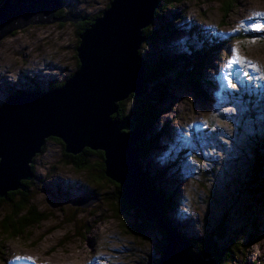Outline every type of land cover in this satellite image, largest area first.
<instances>
[{
    "label": "rangeland",
    "instance_id": "rangeland-1",
    "mask_svg": "<svg viewBox=\"0 0 264 264\" xmlns=\"http://www.w3.org/2000/svg\"><path fill=\"white\" fill-rule=\"evenodd\" d=\"M109 2L62 0L57 12L91 17ZM225 2L184 0L153 19L157 37L139 48L148 60L187 52L198 36L229 41L209 53L201 68L200 96L183 78H171L175 86L160 115L147 124L149 148L141 162L155 186L171 197L164 213L173 227L194 238L217 222L240 239L258 233L259 242L239 252L237 263L264 264V207L244 187L255 162V140L264 131V0H237L223 18ZM80 22L31 24L0 39V104L12 91L45 90L73 73ZM233 57L238 60L229 67ZM65 154L53 138L34 156V175L23 188L43 219L16 237L0 232V264H153L160 233L127 231L128 223L139 222L137 211L125 220L124 213L114 212L117 190L102 176L101 159L86 157L88 167L79 168ZM83 198L93 201L75 204ZM10 210L0 205V219Z\"/></svg>",
    "mask_w": 264,
    "mask_h": 264
},
{
    "label": "water",
    "instance_id": "water-1",
    "mask_svg": "<svg viewBox=\"0 0 264 264\" xmlns=\"http://www.w3.org/2000/svg\"><path fill=\"white\" fill-rule=\"evenodd\" d=\"M158 2L110 0L79 34L78 66L61 86L23 90L0 104V198L23 189L22 181L33 177L32 160L50 137L59 138L67 154H79L84 148L101 150L105 175L121 185L120 196L143 208L147 220L168 232L158 264H216L163 223V197L136 162L140 131L132 118L112 117L117 102L131 93L137 97L145 93V66L138 50ZM62 4V0H3L0 39L31 24L76 23L86 18L71 11L57 16ZM87 199L75 204L87 206L93 198Z\"/></svg>",
    "mask_w": 264,
    "mask_h": 264
},
{
    "label": "trees",
    "instance_id": "trees-1",
    "mask_svg": "<svg viewBox=\"0 0 264 264\" xmlns=\"http://www.w3.org/2000/svg\"><path fill=\"white\" fill-rule=\"evenodd\" d=\"M2 1L3 0H1V3ZM183 1L184 0H159L158 6L154 13V18L161 19V15L159 14L160 12L171 9L176 4ZM236 1L237 0H226L225 7L222 8L223 18H225V16L231 11L232 6L236 3ZM101 14L102 12L91 17L87 16L85 20L81 21L78 24V36L93 22L95 17H98ZM176 15L177 13H174L173 19L177 17ZM166 25L171 30L170 24L168 23ZM159 28H163L162 24L161 26L159 25ZM156 33L157 29H153L152 24L144 28L143 35L145 36V40L143 45L153 42L157 37ZM198 41L199 42L197 45H190V49H187V52H179L174 56L169 57L160 55L155 57L153 60H148L146 58L147 55L141 50H138V53L142 57L145 66V93L141 97H137L131 93L125 99L117 102L118 108L112 117L121 119L125 116H128L134 120V128L140 131V138L138 141L139 153L136 162L140 167V170L143 171L146 178L149 180L150 184L163 197V207L160 216L166 227L170 231L179 234L180 237L191 241L195 249L205 259L213 258L216 261V264H238L237 260L239 252L242 253L244 250L259 242L260 236H258V233L252 232L248 234L247 238L240 239V237L228 234L223 222H217L212 229L207 230L201 237L194 238L185 236L176 227H173L172 224L169 223L170 221L166 215V212L164 213V211L168 210L170 207L169 204L171 203V197H167L162 189L155 186V182L153 181L154 178L148 174L147 169L141 162L144 152L149 148L146 137V132L149 129L148 125L152 122L155 123L156 118L160 115L161 105L166 103L164 100L168 98L167 93H171L169 91L173 90L175 86L171 78L175 79L176 81H179V78H183L192 86L197 96L203 94L200 93L198 84V81L201 77V68L209 58V53L216 52L219 49L224 48L229 39L216 40V38L210 37V39H207L206 36H198ZM76 65L78 66V61ZM169 73L173 75L171 76ZM168 76L171 77L168 78ZM64 81L65 80L56 84L53 82L48 90L61 86ZM39 88L40 87H35L32 90ZM20 91L23 90L12 91L11 94ZM126 102H129V104L126 105ZM164 129H166L164 125L160 126L156 133L158 134L159 132L164 131ZM55 139L63 145L59 138ZM255 141V162L251 173L246 179L244 187L247 188L246 191L253 199V203H255L257 206L264 207V131L262 136ZM41 151H43V147ZM65 155H68V157L72 158L73 161L78 164L79 168H87L89 164L86 161V157L95 155L101 159L100 169L102 176H104L105 165L102 151L84 148L79 154ZM31 169L34 171L32 164ZM108 180L114 183L117 190L116 193H114L115 201L112 202V208L114 212H117L118 214L124 213L126 215H124L125 220L127 217H129V212L137 211L133 216L138 218L139 222L128 223L129 227L127 231L131 234L141 236L145 235L146 231L151 229H154V231L160 233L159 241H157L155 245L158 256L153 261V264H158V260L162 256V248L167 244L168 232L158 223L147 220L143 208L133 207L127 202L125 198L121 197V185L119 183L111 180L110 178ZM27 182L28 180L22 181L25 187L27 186ZM17 195H20V197L16 198ZM3 203L8 204L11 210L7 214H4L0 219V232L7 234L9 237H16L22 234L30 226L40 222L43 219L42 214L38 212L37 208L33 204L30 203V198H28L24 193V188L15 191H9L5 198H0V205Z\"/></svg>",
    "mask_w": 264,
    "mask_h": 264
},
{
    "label": "snow or ice",
    "instance_id": "snow-or-ice-1",
    "mask_svg": "<svg viewBox=\"0 0 264 264\" xmlns=\"http://www.w3.org/2000/svg\"><path fill=\"white\" fill-rule=\"evenodd\" d=\"M236 60H238V57H233L232 60L229 61L228 66L232 67V65L236 62Z\"/></svg>",
    "mask_w": 264,
    "mask_h": 264
},
{
    "label": "flooded vegetation",
    "instance_id": "flooded-vegetation-1",
    "mask_svg": "<svg viewBox=\"0 0 264 264\" xmlns=\"http://www.w3.org/2000/svg\"><path fill=\"white\" fill-rule=\"evenodd\" d=\"M56 15H57V16H61L62 13H61V12H56ZM54 84H56V83H54ZM49 87H50V85H49ZM49 87H46L45 90H48ZM53 138L55 139L56 137H50V138H48V139H53ZM48 139H47V140H48ZM47 140H46V141H47Z\"/></svg>",
    "mask_w": 264,
    "mask_h": 264
}]
</instances>
